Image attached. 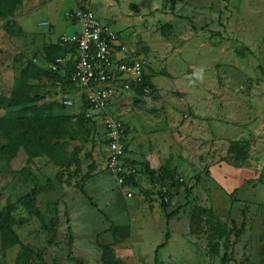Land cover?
Returning a JSON list of instances; mask_svg holds the SVG:
<instances>
[{
  "label": "rangeland",
  "instance_id": "obj_1",
  "mask_svg": "<svg viewBox=\"0 0 264 264\" xmlns=\"http://www.w3.org/2000/svg\"><path fill=\"white\" fill-rule=\"evenodd\" d=\"M78 1L49 0L50 17L29 9L28 23L21 21L27 34L2 33L0 94L11 92L20 55L41 64L45 45L80 29L65 16ZM113 1L82 2L148 58L155 84L151 101L127 93L111 106L127 126L133 187L107 170L101 127L87 134L74 124L76 138L64 142L80 166L35 158V179L18 173L27 166L23 149L7 161L0 136V212L11 204V226L30 250L20 259L21 245L6 246L0 232V264H156L167 231L158 264H222L226 252L233 256L227 264H264V0ZM167 22L172 29L164 35ZM59 82L44 80L43 90L53 93ZM233 140L249 144L239 165L229 154ZM200 208L228 230L237 223L240 233L220 239L218 255L209 247L211 214ZM177 209L168 221L166 213Z\"/></svg>",
  "mask_w": 264,
  "mask_h": 264
},
{
  "label": "trees",
  "instance_id": "obj_2",
  "mask_svg": "<svg viewBox=\"0 0 264 264\" xmlns=\"http://www.w3.org/2000/svg\"><path fill=\"white\" fill-rule=\"evenodd\" d=\"M21 4V0H0V20L4 21V30L11 35L22 36L24 30L13 19L17 8ZM172 29V24L167 22L163 25V34L167 35ZM68 50V49H67ZM66 47L60 44H49L45 47V60L53 61L56 57L64 56L69 53ZM20 66L18 73L14 79L13 87L9 95L0 94V108L4 110V114L0 117V136L5 139L3 145L7 161L14 159L19 151L23 149L27 155V166H24L18 173L30 176L35 179L34 172L29 168V165L35 158L46 156L57 166H69L73 162L77 167L80 166V159L75 154H68L66 139L74 140L77 134L74 132V124L79 131H84L87 134H92L96 128L90 118L86 116V106H81L79 111H72L66 106L62 100L55 101L46 100L49 91H44L42 81L47 79H59L62 82V94L74 95L76 87L71 81L72 64L68 66L65 73L54 72L50 69H44L29 58L20 55ZM148 82L155 91V86L151 83V76H147ZM150 79V80H149ZM153 91V92H154ZM54 94L55 92H50ZM141 94L142 92L139 91ZM126 134H127V126ZM95 130L93 131V133ZM229 154L235 164L239 165L249 158V144L246 142L231 141L229 146ZM95 167V162H92L90 168ZM165 166L161 167V170ZM168 172V170H166ZM156 170L151 169L150 175L154 177ZM201 178L198 175V179ZM126 183L133 187L131 176L127 178ZM35 187L32 192H35ZM81 191L89 198L92 205H97L91 200L84 187ZM35 213L41 217V211L36 206L34 200L29 197ZM163 207L167 209V202L163 201ZM11 204L8 203L4 211L0 212V232L5 236V245L14 246L20 244L22 252L20 259L27 256L29 248H27L20 240L19 236L12 228L10 223ZM179 209L173 212H167L168 221L172 216L178 213ZM203 214L210 213V236L209 247L214 255H218L220 248V239L228 237L230 231L239 234L237 223L233 221L232 229L228 230L219 218L211 211L210 208H200ZM244 228V225L243 227ZM71 230V229H70ZM170 233H166V241L159 244L156 249V264L159 263V251L169 241ZM233 258L232 253L226 252L222 258V264H227ZM78 264H84L79 262Z\"/></svg>",
  "mask_w": 264,
  "mask_h": 264
},
{
  "label": "built area",
  "instance_id": "obj_3",
  "mask_svg": "<svg viewBox=\"0 0 264 264\" xmlns=\"http://www.w3.org/2000/svg\"><path fill=\"white\" fill-rule=\"evenodd\" d=\"M66 16L81 27L60 36L59 42L70 52L49 62V69L65 73L72 64L71 81L77 88L74 94L77 97L57 96L72 111L77 112L76 99L80 107L86 106V116L96 127L103 128L108 148L107 170L119 185L132 187L126 183L133 170L125 161V122L111 113L110 105L118 95L132 93L145 98L154 93L147 78L150 62L143 53L121 40L119 33L97 17L90 5L70 10Z\"/></svg>",
  "mask_w": 264,
  "mask_h": 264
},
{
  "label": "crops",
  "instance_id": "obj_4",
  "mask_svg": "<svg viewBox=\"0 0 264 264\" xmlns=\"http://www.w3.org/2000/svg\"><path fill=\"white\" fill-rule=\"evenodd\" d=\"M51 1H53V0H51ZM83 0H79L78 1V7L79 6H81V5H85L86 3L85 2H82ZM109 1H111V3H113L114 1L113 0H109ZM49 2V0H21V4L19 5V7L17 8V10H16V13H15V15H14V17H13V19L15 20V21H17L18 22V24L22 27V29L24 30V34H27V31H26V29L24 28V26L22 25V23H21V21H23V22H25V23H28V19H30V13H29V9H31L32 11H40V10H45L46 11V15L47 16H49L50 17V13H49V7H48V3ZM87 5V4H86ZM91 6V5H90ZM77 7V8H78ZM132 7H134L138 12L137 13H139L140 12V7H138V5H132ZM158 8V5L156 4L155 6H154V9H157ZM68 11H66L65 12V16H66V13L67 12H69L70 10H72V9H70V7H68V9H67ZM74 10V9H73ZM139 15H141L140 13H139ZM48 17V20H50V18ZM139 17V19H142V17L141 16H138ZM173 17V16H172ZM2 21V20H1ZM4 22V21H3ZM43 24H45V25H50L49 23H43ZM3 26H4V24H3ZM1 27V33H0V36H2V33H4V34H9L8 32H6L5 30H4V27ZM51 26V25H50ZM75 26V29L73 30V31H71V33H73V32H75V31H78V28L76 27L77 25H74ZM23 34V35H24ZM62 34H70V33H62ZM61 34V35H62ZM9 35H11V34H9ZM22 35V36H23ZM60 35V36H61ZM16 36V35H15ZM59 39H60V37L58 38V41L55 43V44H60L61 45V43L59 42ZM53 44V43H52ZM46 46H48V45H45L44 46V48H43V52H44V49H45V47ZM61 46H63V45H61ZM3 46H1L0 45V52H2V51H4V48H2ZM64 48L66 47V46H63ZM68 48L66 47V50H67ZM69 50V49H68ZM67 50V51H68ZM69 52H70V50H69ZM42 59H43V63H41V64H39L38 62L36 63V64H38L40 67H42V68H44V69H49V62H47L46 60H45V52H44V57H42ZM151 75V74H150ZM44 80H49V79H47V78H45ZM43 80V81H44ZM42 81V82H43ZM152 84L155 86V84L152 82ZM59 85H60V87H59V90H57V91H55V93L54 94H52V97L51 96H49V95H47V98H46V100H49V101H55V100H58L59 98H58V96L57 95H61L62 94V92H61V90H62V87H63V84H62V82H59ZM42 86H43V84H42ZM11 93V92H10ZM9 93V94H10ZM154 93H155V91H154ZM153 93V94H154ZM8 94V95H9ZM49 94H51V93H49ZM75 94V93H74ZM132 94V93H131ZM6 95V94H5ZM122 95H124V94H122ZM134 95V94H133ZM118 96H120V95H118ZM118 96H115L113 99H112V101H111V105H110V109H111V106H112V104H113V100L114 99H116ZM124 96H126V95H124ZM128 96H131V95H128ZM127 96V97H128ZM73 97H77L76 95H73ZM133 97H135V99H137V100H140V98L142 97V98H144L143 96H138V95H134ZM145 98H147L148 100H150L151 101V97L149 96V97H145ZM118 116L120 117V114H118ZM122 118V117H121ZM103 128H101L100 130L102 131V133H103V130H102ZM103 137H105V135H104V133H103ZM106 154L108 155V148L106 149ZM125 161H126V163H127V159H126V155H125ZM106 162H107V159H106Z\"/></svg>",
  "mask_w": 264,
  "mask_h": 264
}]
</instances>
